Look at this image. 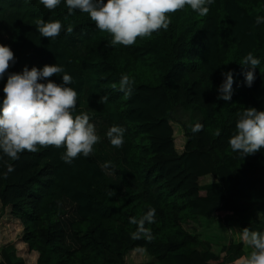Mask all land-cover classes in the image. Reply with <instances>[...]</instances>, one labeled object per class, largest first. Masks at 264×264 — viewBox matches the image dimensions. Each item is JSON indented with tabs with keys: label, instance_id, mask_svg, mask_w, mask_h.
<instances>
[{
	"label": "trees",
	"instance_id": "16d2710c",
	"mask_svg": "<svg viewBox=\"0 0 264 264\" xmlns=\"http://www.w3.org/2000/svg\"><path fill=\"white\" fill-rule=\"evenodd\" d=\"M257 17H264V0H214L204 17L185 6L170 14L167 30L123 46L112 45L88 14L69 13L64 0L54 10L40 0H0V45L15 57L0 79V102L9 74L56 64L73 78L74 115L125 129L113 157L93 147L68 164L63 147L38 146L15 161L0 151V205L21 225L18 243L36 257L33 264H126L133 255L136 264H235L251 251L241 238L202 242L197 221L264 233V149L242 158L229 145L238 113L264 111V23ZM37 19L60 21V35L40 36ZM249 52L260 60L251 87L240 64ZM228 71L231 99L218 100ZM125 74L134 81L130 96L119 90ZM60 75L49 79L62 84ZM176 114L190 115L189 127L180 124L183 144L175 140ZM197 123L203 128L193 133ZM206 177L214 183H203ZM149 208L156 210L155 222L145 224L153 240L131 239L137 226L130 218ZM0 257V264H25L12 244Z\"/></svg>",
	"mask_w": 264,
	"mask_h": 264
},
{
	"label": "clouds",
	"instance_id": "9594fccd",
	"mask_svg": "<svg viewBox=\"0 0 264 264\" xmlns=\"http://www.w3.org/2000/svg\"><path fill=\"white\" fill-rule=\"evenodd\" d=\"M48 10L57 8L61 0H40ZM69 13L79 10L88 14L101 32L111 36L112 45L131 46L138 38L149 37L160 29L167 30L171 20L170 14L185 6L204 17L209 12V6L214 0H64ZM257 24L264 23V17H257ZM40 36L55 39L62 30L60 21H35ZM73 31L68 26L67 32ZM15 63L14 53L8 46L0 45V79H2ZM247 71L244 72L245 83L251 87L255 80L254 70L260 60L251 52L244 56L241 63ZM62 77V84L50 80L54 75ZM224 79L218 87V100L229 101L233 92V73L222 72ZM46 81V82H40ZM73 82L71 75L65 72L63 66L45 65L41 69L25 66L21 73H11L3 87V100L0 102V151L10 160L19 159V154L37 152L42 148L55 147L65 149L61 159L68 164L79 155L89 157L93 147L101 138L96 133L95 125L90 123L86 113L74 115L77 92L67 85ZM134 81L128 75H122L119 90L126 96L133 91ZM108 97H100L99 102H107ZM235 132L229 139L233 152H239L243 157L250 156L264 149V111L254 107L244 108L238 113ZM199 123L192 127V132L201 131ZM125 129L112 126L106 132L110 144L115 148L122 147ZM7 172L13 171L11 165H6ZM5 177L7 173L4 174ZM156 210L149 208L140 218H130V223L136 225V231L131 233V239L153 240L151 230L145 224L155 222ZM242 242L251 251L240 256L235 264H264V233L242 229Z\"/></svg>",
	"mask_w": 264,
	"mask_h": 264
},
{
	"label": "rangeland",
	"instance_id": "374dc122",
	"mask_svg": "<svg viewBox=\"0 0 264 264\" xmlns=\"http://www.w3.org/2000/svg\"><path fill=\"white\" fill-rule=\"evenodd\" d=\"M86 98H88V94ZM189 118L190 115L188 117L185 114L184 115L176 114L174 117L175 122H172V125L176 129L175 140L177 143L180 142L181 144H183L184 142V132H183L184 130L182 126H180V124L186 122L185 127H189L191 124ZM90 123L95 125L96 133L101 138L100 142L94 145L96 151H98L99 154L109 155L111 157L116 155L115 148L110 144L108 138L106 137V132L111 126L107 124L104 118L92 119L90 120ZM95 158L98 159L99 163H101V160L98 158V156L95 155ZM202 182L210 184V183H214V180L212 178L206 177L205 179L202 180ZM64 208L66 209V213H67L64 219L71 220L72 207L68 204H64ZM197 222L201 224L197 230L198 237L202 242L206 244L219 242L220 244L225 245L230 238L235 242H238L240 240V231L236 226H233L231 228H226L223 223L216 220L215 218L205 219L199 217ZM20 235H21V225L18 223L17 220H15L10 216V208L9 207L3 208L0 205V252L2 251V249L7 248L12 244L13 255L16 258L22 259L25 264H33L36 257L35 256L31 257L27 252L26 246L18 243L19 241L18 239L20 238ZM141 260L148 261L149 258L146 255H142ZM136 263L137 260L136 258H134V255L127 257L126 264H136Z\"/></svg>",
	"mask_w": 264,
	"mask_h": 264
}]
</instances>
